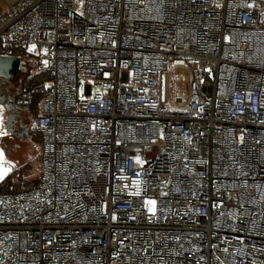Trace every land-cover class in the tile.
<instances>
[{
	"label": "built area",
	"instance_id": "built-area-1",
	"mask_svg": "<svg viewBox=\"0 0 264 264\" xmlns=\"http://www.w3.org/2000/svg\"><path fill=\"white\" fill-rule=\"evenodd\" d=\"M10 46L48 77L0 264H264V0H17Z\"/></svg>",
	"mask_w": 264,
	"mask_h": 264
},
{
	"label": "rangeland",
	"instance_id": "rangeland-1",
	"mask_svg": "<svg viewBox=\"0 0 264 264\" xmlns=\"http://www.w3.org/2000/svg\"><path fill=\"white\" fill-rule=\"evenodd\" d=\"M15 1L17 0H0V10L8 7ZM2 52L12 54L22 60L20 70L14 80L16 85L19 86L20 91L27 90L33 81L43 83L47 79L48 75L46 73H39L37 70L39 59L30 57L24 49L10 46L6 49H0V53ZM184 88L185 84L183 80L175 77L172 93V100L175 103L180 104L185 101L186 92ZM33 111L37 112V107ZM26 117L29 119L31 114L27 113ZM3 129L4 127L0 125L2 133L5 131ZM0 137L2 138L3 136ZM39 142V137L31 136L19 147L16 154L10 156H7L0 150V172L3 167L8 168L6 173H0V193L14 192L25 187L29 188L28 186H31V182L37 181L41 170Z\"/></svg>",
	"mask_w": 264,
	"mask_h": 264
},
{
	"label": "flooded vegetation",
	"instance_id": "flooded-vegetation-1",
	"mask_svg": "<svg viewBox=\"0 0 264 264\" xmlns=\"http://www.w3.org/2000/svg\"><path fill=\"white\" fill-rule=\"evenodd\" d=\"M20 88L14 80L2 81L0 89V119L5 131H0V150L7 156L14 155L19 147L27 141L31 134L28 125L31 120L27 116V108L21 104ZM4 120V121H3ZM3 129V130H4ZM7 167H3L0 173H6Z\"/></svg>",
	"mask_w": 264,
	"mask_h": 264
},
{
	"label": "water",
	"instance_id": "water-1",
	"mask_svg": "<svg viewBox=\"0 0 264 264\" xmlns=\"http://www.w3.org/2000/svg\"><path fill=\"white\" fill-rule=\"evenodd\" d=\"M21 58L8 55H0V89L2 81L6 80H15L16 75L18 74L21 67ZM212 75L209 76V81L212 82ZM2 98L0 99V103Z\"/></svg>",
	"mask_w": 264,
	"mask_h": 264
},
{
	"label": "trees",
	"instance_id": "trees-1",
	"mask_svg": "<svg viewBox=\"0 0 264 264\" xmlns=\"http://www.w3.org/2000/svg\"><path fill=\"white\" fill-rule=\"evenodd\" d=\"M15 53H17V52H15ZM39 84H42V83H39V82H36V81H33V82H31L30 83V85H39ZM39 178H40V175H39V177L37 178V181H33V182H31L30 184H31V186H28L29 188L30 187H33V186H35V185H37L38 184V182H39ZM25 188H27V187H25ZM24 189V188H23Z\"/></svg>",
	"mask_w": 264,
	"mask_h": 264
},
{
	"label": "crops",
	"instance_id": "crops-1",
	"mask_svg": "<svg viewBox=\"0 0 264 264\" xmlns=\"http://www.w3.org/2000/svg\"><path fill=\"white\" fill-rule=\"evenodd\" d=\"M36 107H37V106H34L31 110H33V109L36 108ZM27 112H29V109H28V108H27ZM9 172H10V171H9ZM9 172H8V173H9Z\"/></svg>",
	"mask_w": 264,
	"mask_h": 264
},
{
	"label": "bare ground",
	"instance_id": "bare-ground-1",
	"mask_svg": "<svg viewBox=\"0 0 264 264\" xmlns=\"http://www.w3.org/2000/svg\"><path fill=\"white\" fill-rule=\"evenodd\" d=\"M33 51H35V48H32Z\"/></svg>",
	"mask_w": 264,
	"mask_h": 264
}]
</instances>
